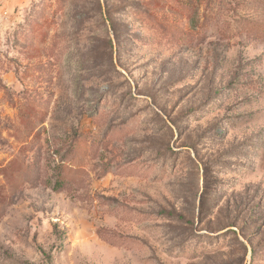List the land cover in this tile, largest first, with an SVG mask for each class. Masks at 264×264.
<instances>
[{"label": "rangeland", "instance_id": "obj_1", "mask_svg": "<svg viewBox=\"0 0 264 264\" xmlns=\"http://www.w3.org/2000/svg\"><path fill=\"white\" fill-rule=\"evenodd\" d=\"M0 264H264V0H0Z\"/></svg>", "mask_w": 264, "mask_h": 264}, {"label": "trees", "instance_id": "obj_2", "mask_svg": "<svg viewBox=\"0 0 264 264\" xmlns=\"http://www.w3.org/2000/svg\"><path fill=\"white\" fill-rule=\"evenodd\" d=\"M61 186H62V180H57L56 185H55L56 189L61 188Z\"/></svg>", "mask_w": 264, "mask_h": 264}]
</instances>
